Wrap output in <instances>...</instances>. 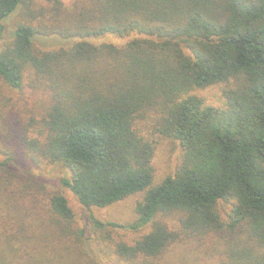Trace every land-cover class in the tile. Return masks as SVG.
<instances>
[{
    "label": "trees",
    "instance_id": "trees-1",
    "mask_svg": "<svg viewBox=\"0 0 264 264\" xmlns=\"http://www.w3.org/2000/svg\"><path fill=\"white\" fill-rule=\"evenodd\" d=\"M46 1L0 0V38L12 14L22 17L0 50V100L6 87L45 100L19 129L22 149L1 150L0 264H73L81 254L101 264V241L106 255L158 264L183 235L225 230L256 244L234 252L240 264H264V0ZM107 34L134 36L89 40ZM45 35L79 40L44 49L35 41ZM219 83L221 105L194 93ZM161 137L181 161L154 184ZM19 158L60 166L59 183L88 209L144 192L136 219L90 214L95 235L75 229L64 192L21 174ZM171 213L177 228L156 218ZM149 225L132 244L97 234Z\"/></svg>",
    "mask_w": 264,
    "mask_h": 264
},
{
    "label": "rangeland",
    "instance_id": "rangeland-1",
    "mask_svg": "<svg viewBox=\"0 0 264 264\" xmlns=\"http://www.w3.org/2000/svg\"><path fill=\"white\" fill-rule=\"evenodd\" d=\"M65 5H71L73 0H63ZM38 5L47 6L46 0H37ZM40 9V8H39ZM22 20V17L18 13L12 14L7 20V28L3 37L0 38V50L3 48L6 41L10 39L11 32L15 28L16 22ZM133 34L127 36H118L114 34H107L97 38H90V41L94 43H114L122 44L132 38ZM77 38H62L57 35H45L36 38V44L38 47L44 49L55 48H68L74 41H78ZM224 83L208 86L206 88H199L194 91L197 95L204 97L207 103L213 105L222 104ZM4 96L0 100V154L4 155L3 151H11V149H22L20 140V127L22 123H28L32 114L39 117L40 109L43 108L45 103L44 97H39L31 94L29 91H25L23 96L20 93L11 91L9 88L4 89ZM38 101H37V100ZM40 124V123H39ZM1 157V155H0ZM181 161V151L178 145L171 139L165 137L158 138V146L154 156V179L153 183L160 182L166 175L175 171L176 167ZM16 167L21 174L34 175L38 178L39 185L46 184L47 188L53 191L61 190L67 196L70 206L75 213V222L73 227L85 228L87 235H95L89 222L90 214H94L100 220L104 222L116 221L119 223H131L136 217V204L140 201L144 195V192H137L127 196L126 198L115 202L106 207H91L90 209L84 207L77 197L67 188L59 183V179L64 174L60 166L52 164H43L42 166L34 165L27 159L19 158L17 160ZM228 203H219V210L222 218H227L229 211ZM158 221L164 224H168L173 228L179 226L178 215L171 213L169 215L160 214L157 217ZM152 226L149 225L143 228L141 231H134L130 229H117V230H102L97 232L99 235L111 234L114 241L123 240L129 244L134 243L143 234L149 232ZM109 232V233H108ZM97 237V236H94ZM183 238L177 242L172 243L161 255L158 264H240L239 260L234 256V252L243 248L254 247V242L249 239L244 232L230 233L225 230L221 233H208L200 236H182ZM101 239V238H100ZM99 239V240H100ZM76 241L74 237L68 239L67 242ZM99 242V241H98ZM108 244L110 245L111 243ZM101 245L104 243L101 241ZM101 245L95 244L93 247L98 249V258L101 260V264H129L124 259H119L116 255L112 254L109 250L110 247H105L108 252L101 251ZM256 245V244H255ZM106 246V245H105ZM69 249H65L63 254L66 256V252ZM100 263V262H99ZM73 264H95L87 255H80L78 263Z\"/></svg>",
    "mask_w": 264,
    "mask_h": 264
}]
</instances>
